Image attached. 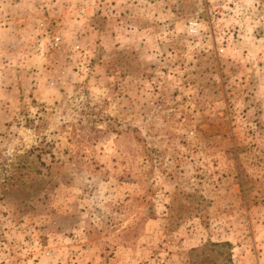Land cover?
<instances>
[{
    "label": "rangeland",
    "instance_id": "1",
    "mask_svg": "<svg viewBox=\"0 0 264 264\" xmlns=\"http://www.w3.org/2000/svg\"><path fill=\"white\" fill-rule=\"evenodd\" d=\"M204 255L264 264V0H0V264Z\"/></svg>",
    "mask_w": 264,
    "mask_h": 264
},
{
    "label": "trees",
    "instance_id": "2",
    "mask_svg": "<svg viewBox=\"0 0 264 264\" xmlns=\"http://www.w3.org/2000/svg\"><path fill=\"white\" fill-rule=\"evenodd\" d=\"M211 245L210 246H217V245H219V246H230V242H221V243H210ZM207 248H211V247H209V246H204L203 248H201V249H192V254L194 253V252H197V253H202V252H204ZM230 255V254H229ZM199 260V262H197L196 264H217V261H216V259L213 257V255L212 256H207V255H204L202 258H200V259H198ZM195 263V262H194Z\"/></svg>",
    "mask_w": 264,
    "mask_h": 264
}]
</instances>
